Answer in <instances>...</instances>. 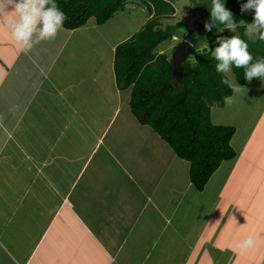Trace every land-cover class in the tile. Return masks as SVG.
<instances>
[{"label": "crops", "instance_id": "crops-1", "mask_svg": "<svg viewBox=\"0 0 264 264\" xmlns=\"http://www.w3.org/2000/svg\"><path fill=\"white\" fill-rule=\"evenodd\" d=\"M6 20L0 15V264H205L234 255L249 235L254 246L237 262L264 264V210L256 207H264V159L256 182L249 174L245 206L220 194L227 160L197 190L190 163L138 122L130 88L116 83L114 49L123 39L89 40L106 23L91 17L25 52ZM229 79L239 85L233 72ZM236 93L211 107L213 124ZM239 104L242 121L257 106L246 111L247 95ZM246 123L252 140L264 133V112ZM233 148L239 157L243 147ZM221 259L214 264L228 262Z\"/></svg>", "mask_w": 264, "mask_h": 264}, {"label": "trees", "instance_id": "trees-1", "mask_svg": "<svg viewBox=\"0 0 264 264\" xmlns=\"http://www.w3.org/2000/svg\"><path fill=\"white\" fill-rule=\"evenodd\" d=\"M126 1L55 0L67 15L65 29L81 27L91 17L96 24H104L124 9ZM142 1L151 17L133 36L116 45L113 57L116 83L119 88H130L132 114L139 123L151 127L179 158L190 163V182L197 190H202L221 162L236 156L230 144L235 128L216 125L210 120L211 107H222L233 94L229 84L223 81L233 82L216 71L218 61L213 56L219 44L217 37L230 36L224 28L226 25L219 21H212L216 24L212 31L205 29L203 33L194 34L190 40L195 47L193 56L189 55L182 64V81L173 83L171 58L155 49L171 36H177L174 33L182 23L165 28L159 25L160 19L175 13L172 0ZM202 6L204 10L205 4ZM253 16L254 10L233 13L238 36L248 44L252 63H255L264 58V40H250L242 25V22L252 23ZM206 39L207 47L196 50L197 44ZM231 70L235 83L243 85L245 70L235 66Z\"/></svg>", "mask_w": 264, "mask_h": 264}, {"label": "rangeland", "instance_id": "rangeland-1", "mask_svg": "<svg viewBox=\"0 0 264 264\" xmlns=\"http://www.w3.org/2000/svg\"><path fill=\"white\" fill-rule=\"evenodd\" d=\"M246 2L247 0H224L225 7L228 8L232 12V14L234 12L241 11V5ZM172 3L175 8V13L168 17L160 19L159 25L161 28H165L168 25H174L175 23L180 22L182 23V26L175 31L174 34H176L177 36H171L168 40L160 43L155 49L156 52L164 53L170 58L174 47L178 42H180L181 40L190 41L191 37L194 34L198 35L205 32L204 25L206 22H209L211 20L210 11L212 7L211 0H172ZM203 4H205L206 6V10L204 9L206 13L203 10ZM150 17L151 15H147V7L142 0H127L124 9L120 10L119 13L113 15L111 19L105 22L106 24L104 26L97 27L95 31L93 30L91 32L92 38H89V40H93V42H95L101 39L98 38L99 36H103L102 39H106L107 42H112L114 39V41L123 39L121 41L122 43L133 36L140 29L139 28L137 31H135V29L140 25L143 18H146L145 21H147ZM246 24L249 23L242 22V25H244L245 27ZM224 28L228 31L230 37H232L233 35L238 36V31L236 30V28L233 31L228 29L227 26H225ZM245 34L250 40H256L259 38L258 34H248L246 31ZM75 35H78V33L75 32ZM207 41L208 39L200 41V43L197 44L196 50L207 47ZM191 56H193V54H191ZM88 57L90 59L89 55ZM230 76H232V70L231 74L227 77L229 78ZM242 88L243 89L236 93V98H232V100H229L226 103L224 111L221 110L213 113V120L216 121L217 124L231 125L236 129V135L234 134L235 136L232 142L233 147L237 148L238 151L243 147V150L240 153L239 157H235L234 159L225 161L220 165V171H218L219 179H224L226 175H228V178L224 182H222L223 188H221L220 194L222 196H234V198L240 199L241 207L245 206L244 202H247L246 200L249 196H253L251 187L252 180H249V174L254 177V180L256 182V179L260 173L257 165H261L264 159V133L261 130L262 127L260 128L259 133H256L257 136H253L252 140L251 138L246 139L243 135L245 134L247 129L246 122H249L256 113H259L260 111H262V113L264 112V107L262 106L263 102L261 100V98L264 97V81H262L260 78H253L250 82L246 80V83ZM245 95H247L248 99H251V101L253 102V104L245 105L246 111L252 112L253 105L257 106L254 111L255 113L252 112V115L250 113H248L247 115L245 114V121H242L239 118V115L237 117L234 114V111L241 107L239 101L241 100L242 96ZM248 107L251 108L248 109ZM227 112H230V114L228 115ZM231 113H233V116L231 115ZM238 181L239 185L234 189L233 185ZM222 184H220V186ZM39 197L40 195H37V199ZM38 201L43 204L41 197ZM261 204H263V202H261ZM256 207H258L257 211L262 215L264 207L260 204ZM242 250L243 249L240 248V250L237 253L235 252L234 255H226L227 252H223V256H215L216 254L212 257L208 256L206 259L210 260L205 262V264H214L216 262L214 260L216 257L218 259L219 257L222 258L221 261H223V263L228 261L225 264H239V262L237 261L244 260L240 256ZM195 259L196 258H194V260ZM232 259H234V261H231ZM194 260L188 259L185 263L193 264ZM103 264L105 263L103 262ZM195 264H197V260H195Z\"/></svg>", "mask_w": 264, "mask_h": 264}, {"label": "clouds", "instance_id": "clouds-1", "mask_svg": "<svg viewBox=\"0 0 264 264\" xmlns=\"http://www.w3.org/2000/svg\"><path fill=\"white\" fill-rule=\"evenodd\" d=\"M211 22H206L204 27L212 31L219 21L234 30L236 27L232 12L225 7L224 0H211ZM50 5V6H48ZM14 8L15 16L8 15L7 9ZM254 10L253 22L246 24L248 34H258L264 40V0H247L241 5V11ZM0 15L7 16V24L12 29V35L20 43L22 50L30 51L34 44L40 41L52 40L63 28L67 15L58 7L55 0H0ZM221 29L220 31H222ZM35 37V39H34ZM218 46L213 50V56L218 61L216 71L226 77L231 74L232 66L243 68L244 79L251 81L260 78L264 81V58L252 63L253 56L248 50V44L237 35L232 37H217ZM229 84L232 91L239 92L241 85H234L228 79L223 81ZM252 235L239 242L241 249L254 246Z\"/></svg>", "mask_w": 264, "mask_h": 264}, {"label": "water", "instance_id": "water-1", "mask_svg": "<svg viewBox=\"0 0 264 264\" xmlns=\"http://www.w3.org/2000/svg\"><path fill=\"white\" fill-rule=\"evenodd\" d=\"M195 47L188 40H181L175 45L171 55L173 83L182 81L183 67L187 57L194 52Z\"/></svg>", "mask_w": 264, "mask_h": 264}]
</instances>
